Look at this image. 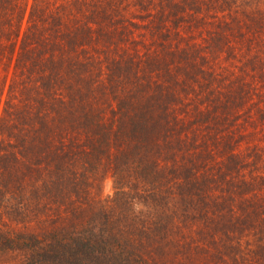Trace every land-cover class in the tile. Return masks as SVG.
Instances as JSON below:
<instances>
[{
  "label": "trees",
  "instance_id": "trees-1",
  "mask_svg": "<svg viewBox=\"0 0 264 264\" xmlns=\"http://www.w3.org/2000/svg\"><path fill=\"white\" fill-rule=\"evenodd\" d=\"M51 1L0 0V64H13L14 73L0 118V254L20 252V264H264V157L255 147L235 151L240 114L230 113L238 92L219 91L221 99L206 86V93L191 91L202 96L192 107L193 151L175 147L177 161L160 145L178 129L184 133L174 87L183 92L184 73L200 69L188 51L149 57L174 62L159 81L158 70L136 65L140 54L101 58L60 22L64 4H53L57 14ZM206 3L209 17L221 19L213 38L226 44L230 35H246L234 22L239 0ZM257 9L240 14L264 31ZM92 73L107 82L94 81ZM246 111L250 118L253 109ZM164 155L175 162L161 172ZM98 161L114 182L113 194L102 200L89 191L102 168ZM9 218L48 226L21 230Z\"/></svg>",
  "mask_w": 264,
  "mask_h": 264
},
{
  "label": "rangeland",
  "instance_id": "rangeland-1",
  "mask_svg": "<svg viewBox=\"0 0 264 264\" xmlns=\"http://www.w3.org/2000/svg\"><path fill=\"white\" fill-rule=\"evenodd\" d=\"M206 1L209 0H52L49 6L52 8L53 4H64L59 9V12H62L60 22L68 23L72 34L75 30L78 32L74 35L75 38L82 34L81 39L85 41V46L98 48L95 53L98 55L101 53V58L103 54L112 59L116 57V54L119 57L115 59L127 55L135 58L137 54H140L143 56V61L138 60L136 65H142L147 73L158 70L156 75L159 81H163L165 69L174 62L167 65L152 57L149 61V57L153 55L157 58L169 59L165 53L166 50L174 49L180 53L183 50L184 54L188 51L187 58H193L194 65L200 69L199 71L191 70L190 75L184 73L185 79L183 80L187 82L188 87L183 92L177 86L174 87L176 94L180 95V103L176 105L175 114L185 127L184 133L180 134L181 129H178L176 135L174 132V136H168L161 142L160 147L173 148L166 149L165 154H172L175 160L181 161L180 153L174 150L175 147L193 151L190 148L191 143L187 142L195 128V124L191 123L192 107L197 103V99H202V96H197V93L195 95L191 91L201 88V92L206 93L207 89H204L206 86L211 89V94L221 99L224 96L220 95L219 91H223L227 96L238 92L239 98L236 102L238 105L232 108L233 111L230 113L235 114L237 111L240 114V123L237 124L240 134H232V137L237 140L241 138L239 142L234 143L235 151L243 155L247 147H255L254 150H259L264 157V149H258L259 147L264 148V124L260 120L258 123L257 109L250 105V94L253 93L252 100L264 111V79H262L264 78V31L258 25L254 27V23L252 25L248 23L250 21L247 17L240 14L243 11L254 13L257 8L258 11L264 13V0H239L241 4L239 8L232 7L239 21L234 20V22L239 27L238 30L246 32V35L243 38L237 33L234 34L235 36L230 35L229 42L227 39L226 44L217 37L213 38L214 31H217V26H219L217 22L221 19L218 18L219 15L209 17L213 11ZM75 8L78 9L75 10ZM54 9L53 7L52 10L58 14V10ZM254 17L256 16L252 18ZM247 24H250L249 27H246ZM26 25L27 23L24 22V29ZM251 26L254 29H250ZM189 52L195 57L189 56ZM146 56L148 58H144ZM12 65L4 67L0 64V75L2 76L0 79V118L5 101H7V88L14 75ZM90 76L98 83L107 82L104 77L95 79L93 73ZM105 104L99 105L102 110L106 108ZM247 109H253L250 118L247 117ZM102 114L109 115V110H103ZM252 121L254 126L251 124ZM196 139H201L200 135H197ZM218 146L224 150L223 144ZM218 154L222 155L225 152L220 151ZM218 154H216L217 159ZM168 155L159 159L161 165L158 166L161 172L168 171L175 162H167ZM157 156L159 155L151 157L155 161ZM194 161L198 163V160ZM96 165L102 168L97 170L96 179L91 177L89 191L90 196L102 200L113 194V176L106 167V162L98 161ZM259 168L264 169V164L261 163ZM138 186L140 188L139 180ZM53 206L54 204L50 208ZM8 223L14 228L29 231H40L48 226L42 220L23 226L22 223L12 222L9 218ZM20 263H22L20 252L6 251L0 254V264Z\"/></svg>",
  "mask_w": 264,
  "mask_h": 264
}]
</instances>
